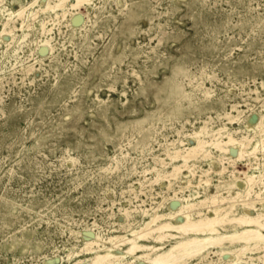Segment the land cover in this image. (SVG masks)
<instances>
[{"label":"rangeland","instance_id":"1","mask_svg":"<svg viewBox=\"0 0 264 264\" xmlns=\"http://www.w3.org/2000/svg\"><path fill=\"white\" fill-rule=\"evenodd\" d=\"M30 1L1 2L0 28L4 14ZM53 14L39 11L24 26L16 19L12 34L0 37V264H83L92 255L84 241L111 246L109 236L138 230L145 208L161 203L165 213L179 206L176 198L196 202L214 192L204 184L179 192L192 177L186 168L172 188L167 178L153 180L171 170L167 152L193 144L194 131L205 127L211 141L225 125L250 138L255 128L246 124L264 114V0H91L66 17ZM263 155L258 150L230 168L237 183L245 181L242 172L263 174L249 197L259 210ZM191 162L197 175L221 167ZM196 207L194 219L206 213ZM232 213H243L240 202ZM240 245L224 241L182 264H228L216 251ZM244 252L237 264H264L263 250Z\"/></svg>","mask_w":264,"mask_h":264},{"label":"bare ground","instance_id":"2","mask_svg":"<svg viewBox=\"0 0 264 264\" xmlns=\"http://www.w3.org/2000/svg\"><path fill=\"white\" fill-rule=\"evenodd\" d=\"M3 1L4 0H0V5H1V2ZM39 1L40 0H31L30 2H28V4L22 5L19 9L14 10V11H8L6 14H4L7 17L2 22V25L0 28V37L4 34H8V33L12 34V29L15 28V26H12L11 24L14 23L16 19H20L21 26H24L25 19L29 18L28 16H31L32 19H35L38 16L37 14L39 13V11H42L43 13L47 10H50L54 12V14L57 16L59 15L65 16V14L68 13L70 9L79 10V8L84 7L85 4H87L91 0L90 1L89 0H53V1L48 0L46 1L45 5L42 8L40 7L38 9L31 10V8L38 5ZM59 10L61 12L57 13V11ZM48 19L50 20V18ZM44 25L45 24L42 23V29H44ZM204 92H207V91H204ZM208 95H211V94H208ZM231 109H234V107H232ZM221 117L222 116H220V118ZM234 117H237V116H234ZM205 126H206V123H205ZM231 128L224 125L222 127H219L217 130H215L214 133L211 132L213 133L211 135V137L213 136V138L212 139L210 138L211 141L204 139L205 138L204 136L207 135L205 127L200 128V130L198 131H194L192 138H191L193 140V144L187 148L185 147L175 148L174 147L175 149L173 151L167 152V158L170 161L171 170L169 172L168 171L162 172V173L158 172V175H156L155 179L153 180L157 182L162 177L167 178V181H168L167 188H172L173 181L178 180V178L180 177L179 175H181L180 172L182 168H186L187 171L191 173L192 177L187 180V186L184 185L185 187L183 186L179 187L180 188L178 190L179 192L184 191L183 189H187L191 186H196V187L202 186L203 187L202 184L205 185V188H207L206 186L213 185L215 187L214 192L205 194L203 198L196 200V202H192V199H190L191 197L190 198H187V197L186 198L185 197L176 198L177 201L180 202L179 206L176 209H174L172 205H169V208H168L169 211L165 213L159 212V207L161 203L157 207L155 206L156 208L154 207L153 211L150 213H148V211L145 208L143 210V216H147V218L143 220L138 230L130 231L131 233L129 236H121V235L120 236L119 235L109 236L104 241V243H109L111 244V246H106L105 244H99L95 240L84 241V245L82 249L85 250L86 253L89 252L92 255L88 257L89 258L88 261L83 262V264H133V263L136 264L137 262H141L139 264H180V263L182 264V262H184L186 259H189L192 257H199V259L205 258L206 255H203L205 250H207L209 247L222 246L224 241H226L230 245H233L235 243H242V245H240L239 247L235 249H230L228 251H224V250L216 251L218 255H225V254L227 255V261H230L228 262V264H237V262L234 260L236 259V257L239 259V257L243 254L244 250L248 247H252L254 249H260L264 251V199L262 197L261 198L256 197L260 201L259 203L262 205V208L260 207L261 209L259 210L258 207L257 208L255 207L256 201L254 199L249 198L252 193L251 191L253 190L252 189L253 185L255 183L257 184L256 178L257 179L260 178L261 176H263V174L255 175L253 173L249 174L248 172H242L244 174L245 179L244 178L243 179L245 181H239L240 183H237L236 182L237 178H235L233 174L234 171L230 170V168L235 170L237 162L246 160L250 156H254L258 150H264V137L262 135L264 133V114L261 115L259 120L255 122V125H253L252 120H250V122L246 124L247 129L255 128L253 136H251L250 138L245 135H241V134H240L241 136H235L234 134L239 131L237 129H231ZM256 135H259L260 140L253 144L252 140ZM211 148L215 149L217 152H219V154L213 155L211 152ZM167 150H165V152ZM198 160H205V161L210 160V162L212 160L213 162L216 160L220 164L221 167L217 170H213L211 167V168L202 170L201 174L199 173L197 175L196 171H194L192 168L194 164H189V162L191 161L194 162ZM162 161L164 162V160ZM179 162H181V164ZM164 167H166V165ZM148 170H145V172ZM212 173L217 175L218 177L216 179L213 178V176H211ZM231 174H233L232 177L229 180H226L225 179L226 176L227 175L231 176ZM193 180H195V183ZM233 189L237 190L235 194L231 193V190ZM205 191L206 190H204V192ZM258 193L259 192L256 193V196H259ZM174 194H177V191H175ZM165 198L167 197L165 196ZM237 202H240L241 207H243V213L240 215H235L232 213V209L235 203ZM164 206L165 205H163L162 207ZM195 207L205 208L206 213L199 212V211L195 212L194 214H196L197 219H194L192 211L194 210ZM253 210L256 211L255 215H253V212H252ZM123 211H126V210H123ZM170 220H172L173 222ZM131 223L130 225H132ZM226 224H234L235 227L240 228V231H236L232 234L219 233L218 227L220 228V226H223ZM148 239H151L153 242H155L156 245H150V244L144 243V242H147ZM170 240H174V242L170 243L167 249H164L163 244L165 242H169ZM119 246L125 247L124 249L122 248L123 251L121 253L115 252L113 249L114 247L118 248ZM256 252H259V251H256ZM261 257H263L264 259V254L261 255ZM137 260H140V261H137ZM257 260H259V257H257ZM240 261H243V260H240ZM77 263L78 262H76V264ZM225 263L227 264V262Z\"/></svg>","mask_w":264,"mask_h":264}]
</instances>
